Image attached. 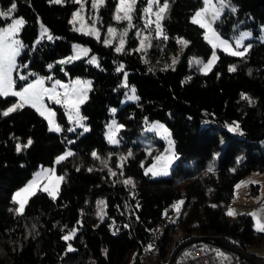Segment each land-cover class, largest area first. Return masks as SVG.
<instances>
[{
    "label": "trees",
    "instance_id": "trees-1",
    "mask_svg": "<svg viewBox=\"0 0 264 264\" xmlns=\"http://www.w3.org/2000/svg\"><path fill=\"white\" fill-rule=\"evenodd\" d=\"M228 1L237 11L227 10L215 23L220 34L228 36L239 26L252 28L256 38L245 57L219 53L211 71L201 74L188 61L192 54L207 57L210 53L203 29L190 19L202 0H169L171 6L162 21L168 39L154 41L157 45L151 50L150 61H144L141 52L128 49L135 37L117 53L113 45L105 46L73 30L70 21L79 6L74 0L61 4L15 0L12 16L25 20L18 64L27 79L16 80L18 85L36 76L63 80L86 77L91 80V89L81 105L88 126L83 133L79 129L51 132L44 118L29 106L0 116V264H142L150 252L156 264H167L177 227L183 238L175 248L197 236L221 237L264 264V257L249 252L250 247L264 244V233L253 229L251 216L241 214L231 221L226 214L235 184L248 173L264 169V43L258 40L264 25V0ZM12 2L0 0V11H7ZM143 3L145 0H138L134 21ZM115 4L116 0H105L100 13L109 17ZM9 21L0 18V27ZM39 21L53 39L38 40ZM179 38L188 44L177 64L171 68L153 65L154 56L161 55V50L174 51ZM73 42L88 44L97 64L86 58L59 63L70 53ZM230 63H235L233 72L228 71ZM120 65L124 67L117 72ZM124 73L138 99L117 109L115 118L123 128L120 146L113 147L108 145L104 130L110 109L118 107L124 95ZM242 93L255 103L241 99ZM14 100L0 97V111ZM149 120L164 122L174 141L179 159L168 176L152 178L143 172L141 163L151 161L152 156L135 139ZM233 122L238 123L240 134L225 128ZM29 139L32 144L24 148ZM17 144L21 145L19 152ZM157 144V149L163 145L159 140ZM66 147L73 155L57 165L64 179L55 199L38 190L28 199L23 214H17L12 193L39 166L52 165ZM217 150L221 152L216 159ZM93 151L100 159L93 158ZM121 152L127 157L123 174L111 176L108 165L118 168ZM101 161H106V166ZM120 177L131 178L135 187L125 185ZM100 197L105 200L106 219L96 222L94 212ZM181 197V214L168 222L171 204ZM158 226L163 227L159 237ZM75 227V234L65 241L63 237ZM69 245L73 251L68 250Z\"/></svg>",
    "mask_w": 264,
    "mask_h": 264
},
{
    "label": "rangeland",
    "instance_id": "rangeland-1",
    "mask_svg": "<svg viewBox=\"0 0 264 264\" xmlns=\"http://www.w3.org/2000/svg\"><path fill=\"white\" fill-rule=\"evenodd\" d=\"M137 2H138V0H137ZM226 2L229 5V7L224 9V11L222 12L221 16L227 10H231L232 7H235L228 0H226ZM81 3L83 4V7H81ZM81 3H78L79 6L74 11V13H78V16L75 19H74L73 15L71 17L72 29L73 30L75 29V31L84 34L85 32H87V31H89L91 29V27L93 26V21H97V17H99V20L95 24V27L97 29H99V34H100L99 35V39H97L95 35H88V36L98 40L99 42H101L103 44H104V40L106 38H108V39L112 40L111 45H113L114 48L119 46L120 33L124 32V30L126 28H128V21L121 20V21L117 22L114 19V15H116V7H117V4L119 3V0H116L115 8L112 11V13L109 15V17L108 16H103L104 14L100 13L101 7L99 8L98 11H97V9H94L92 7V0H81ZM141 6L142 7H141V10H140L138 18L136 19V21L132 20V24L134 26L132 28L128 29L127 35L124 38L125 39L124 49L127 46V43H129L135 37L136 42L133 43V44L128 45V49L129 50H135V51H136V49H140L138 52L142 53L143 60L144 61H150L152 59V54H154L153 52H151V50L155 47V45H157V43H155L154 41L159 39V38H154L155 37V24L154 23L151 24L149 28H145L144 27L145 20L149 18V17H146L145 14L142 11L143 8L147 6V0H145V3H143ZM201 7H203V2H202V5L200 7H198L193 12V14L191 15L190 19L192 18L194 13L198 9H200ZM153 10L155 11V6H154ZM120 15H123V13H121ZM133 16H134V14H133ZM13 18H23V17L22 16H13ZM150 19L152 21H155V16H151ZM217 21H215L213 23V25H212L213 29H215V31L221 37V39L229 41V43L232 44L233 49H235V39L239 37L241 32H249L251 35L249 37L245 38L242 41V47L240 49H236V50H241L242 51L243 50V46H247L248 44H251L252 43L251 40L256 38V36L254 35V33L252 31V28H240L239 26H235L233 32L229 33L228 36H222L220 34V32L217 30V28L215 27V23ZM10 22H11V20L8 23H10ZM7 24L2 26V27L7 26ZM41 25H43L44 28L48 29L41 21H39V23H38V40H40L43 37L48 38V35H50L49 30H48V32L46 34H42ZM109 27L115 28L117 30L116 34H115V38H112V37L108 36V28ZM22 28H21V30H22ZM21 30H20L19 35L17 37L20 40H21V37H20ZM138 33H139V35H138ZM145 37L149 38L148 41H145V45H147L149 43V41H150L151 46H148V47H142L141 46V41L144 40ZM203 37H204L205 42L210 47V53L208 54L207 57H203V56L198 55V54H192L190 56V58H189V61H188L189 66L193 67L195 71H197V72H199L201 74H204V72L201 71V69L203 67V64L207 63L208 60L210 58H212V54H213L212 45L205 39V29H203ZM181 39L186 41L184 38H179L178 40H181ZM258 40L260 42L264 43V25L260 26ZM74 46H79V47L74 48ZM80 48L89 49L87 55H84L83 53H80V51H79ZM184 48H185V46L183 44L178 43V45H177V47H176V49L174 51L164 52V50H161V55L158 54V55L154 56V58L156 57V60L154 59L153 65L160 66V67L162 66V67H165V68L174 67L177 64V62L179 61ZM215 51H216V56L218 57V59L220 57L219 53H223V54L231 56V57L241 58V57H238V56L229 55L227 52L223 51L222 48H219V47ZM20 54H21V51H20ZM75 55H79L78 59L86 58L88 62H90L91 57L95 56L96 57V61H97V56H96V54L91 52L90 46L88 44L81 43V42H73L71 44L70 53L68 55H66L65 57H62L61 61L62 60H67L69 57H72V56H75ZM18 58H19V56L16 58L17 67L12 73V78L15 80L14 89L16 91H19L20 89L25 87L28 83H31L34 80H36L37 77L45 78L44 79V87L48 88V89H51L57 80L60 81L61 84L68 85V86H72V82L73 81L81 80V81H89L90 82V85L88 86V90H87V97H88L89 90L91 89V80L89 78H86V77H75V78H70V79L63 80V79H58V78L47 79L49 76H36V77H34L32 79H29L26 82H22L20 85H18V82L16 80H18V81L21 80L19 78L20 75L25 76V73L22 70V66H19V64H18ZM78 59L70 60L67 63H71V62H73L75 60H78ZM174 59L176 60L175 64H173V60ZM218 59L215 61L214 65L216 64ZM197 60L201 61V63L197 64L196 63ZM91 64H93V63H91ZM96 64H97V62L95 64H93V65H96ZM230 65H235V63L228 64V67H227L228 69H229ZM125 82L127 84L125 75H123L122 84L124 85ZM133 88L134 87L132 85H128L127 84V87H125V92H124V95H123V97H122V99L120 101L119 106L118 107H112L110 109V114L111 115H110V117H109V119H108V121H107V123L105 125V130H104V137H105L108 145H110V146L117 147V146H120V144H121L120 130L123 127L120 128L119 131L117 132V137L116 138L119 141L117 144H110L108 142L107 133L109 132V126L113 124V121H115L116 125H122L115 118V113H116L117 109L119 107L125 105L126 103L137 102L138 96L136 95L135 92L134 93L132 92ZM56 91L61 93V96L59 97V99L61 100V103H56L55 100H50V99H48L47 96L44 97V105L46 107L50 108L53 113H55V116H54L55 124L59 125L60 129H61V131H59V132H56V131H51V132L61 133L63 131H69V129H73V131L75 129H79L82 133L86 132V131H84V128L86 127L88 129V126L85 123V120L83 119L80 122L83 125V127L78 125L76 123V121H75V115H76L75 111L71 110L68 105L63 103V99H64L63 93H64L65 89L61 88V87H59L57 85L56 86ZM133 95L136 97V99H131L130 98ZM11 97H13V96H11ZM14 98H15V100L13 101V103H16L18 98L17 97H14ZM11 105H9L8 107H10ZM81 105L79 106V114H80L81 117H83L82 114H81ZM112 109H115V112H113ZM70 112H71V115L74 117V119L71 120V121L69 120V113ZM38 115L41 116L39 113H38ZM41 117L44 118L43 116H41ZM45 121L47 123V127H48V130H49L48 121L47 120H45ZM154 124H163L169 130L167 125L164 122L160 121V120H149V121H146L143 124V127L141 129V134L138 135V137L135 139V141H139L140 143H142L143 144L142 146H143L146 154L149 155V156H152L151 161H148V162H145V163L142 162L143 163V172L145 173V170L147 168H150L153 165V163L155 162V157L160 156L161 154H164V155L168 156V158L171 160V164H170V166L167 169L168 175H170L171 168H172L173 164L175 162H177V160L179 159V156L176 154V152L174 150V146L172 147V151L171 152L166 151L167 149H169L168 141L166 139H164L162 137V135H158L157 134V130L152 129V125H154ZM236 124H238V123L236 122ZM229 126L235 127V124L234 123L227 124L225 126V128L228 131H229ZM239 129H240V127H239ZM229 132L232 133V134H240V130H239V132H231V131H229ZM157 140H159V141H161L163 143V145H162V147L160 149H157L159 147V145L157 144ZM222 145H223V141H222ZM69 151L72 152V150L69 147H66L60 154H58L55 157L52 165L39 166L34 171L32 176L20 188H18L17 190H15L12 193V195H11L12 201H13V196L17 192H19L21 189H24L29 184V182L33 181L34 179L37 180V184H38V187L35 189V192H37L38 190L47 192L48 194H49V192H52L56 196L58 191H59V189H60V186H61V184L63 182V180L60 181L59 185H58V188H57L56 178L57 177H63V176H62V174L58 173V171H57V165L61 161L59 163H57L56 160H57V157H59L61 155H64L66 152H69ZM131 151H132V149L129 147L128 148V154ZM220 152H221V150H217L216 152H214V158L217 159L219 154H220ZM173 153L175 154V158L174 159H173ZM122 156L125 157L126 153L121 152L118 155L117 166L123 164V161H121V159H120V157H122ZM142 163H141V165H142ZM157 166L159 167V163L158 162H157ZM108 167H109V169H111L112 172H115L116 175L122 173V169H121L122 167L115 168L114 166H110V165H108ZM45 169H54V172L46 173L44 171ZM109 169H108V172H109ZM37 173L40 174L39 177H37ZM148 175L150 177H152V178L168 176V175L153 176L151 174V172H149ZM111 176H113V175H111ZM120 178H121L122 181H124L128 177H120ZM241 181H255V183H248L246 186L242 185L239 189H237L236 185L238 183H240ZM45 188H47L48 190L45 191L44 190ZM23 195L24 194H22L21 198L23 197ZM181 200L184 201L183 197L177 199L176 201H174L171 204L170 211L167 214L168 215L167 216V221L168 222L175 221L177 219V217L181 214L182 209H183V204L180 206L179 215H177V212H176V210L173 207V205H175L176 202L181 201ZM98 201H104V204L103 205H99V207H98V203H96L95 212H94L95 216H96V222L104 221L106 219V210H105L106 204H105V200H104L103 197H100V198L97 199L96 202H98ZM14 204H15V209H16L19 205L17 203H15V202H14ZM229 208L234 209L235 213H236L234 216L227 215L230 218L231 221L234 220L238 215L247 214V215L251 216L252 222H253L252 223L253 229L256 231V220L254 219V217L252 215H250V213L255 212L257 214V217L259 219H261V221H264V169L262 171H253V172L248 173L247 175L242 177L235 184L233 196H232L230 202L227 205L226 213L228 212ZM73 230H75V232H76L77 228L75 227L70 232L66 233V235L72 233ZM162 233H163V227L162 226H158L156 228V235L159 237V236H161ZM215 250L217 252H219V253H222V254H225V255L227 254V252H225L224 250H222V249H220L218 247H216ZM256 252L261 254V255H264V244H262L261 246L256 247ZM133 259H134L133 256H131L130 257V262H132ZM142 264H156L153 252L146 253L144 255V258L142 260Z\"/></svg>",
    "mask_w": 264,
    "mask_h": 264
},
{
    "label": "snow or ice",
    "instance_id": "snow-or-ice-1",
    "mask_svg": "<svg viewBox=\"0 0 264 264\" xmlns=\"http://www.w3.org/2000/svg\"><path fill=\"white\" fill-rule=\"evenodd\" d=\"M52 4H61L63 3V0H49ZM76 3H81V0H74ZM203 7L198 9L194 15L191 18V22L193 24H198L202 29H205V39L212 45L213 48V54L212 58L208 60L207 63L203 64V67L201 71L204 72V74H207V72L211 71L215 61L218 59L216 56V49L222 48L223 51L227 52L229 55L232 56H238V57H245L246 54L251 49L252 45L248 44L247 46H243V50H236L240 49L242 47V41L249 37L251 34L249 32H241L239 37L235 39V49H233L232 44L229 43V41L221 39V37L217 34L215 29H213L212 25L215 21L219 20L221 18V14L224 11L225 8L229 7L226 0H202ZM105 3V0H92V7L94 9L99 10L100 7H102ZM137 0H119V3L116 7V15H114V19L119 22L121 20L128 21V28L124 30V32L120 33L119 36V46L115 48V51L117 53L123 52L124 44H125V36L127 35L128 29L132 28L134 25L132 24L133 20V13L136 9ZM155 6V11L153 10ZM170 3L169 0H163V3H160V0H147V6L143 8V13L146 17H149L145 20V28H149L151 24H155V37L154 38H163L165 40L168 39L167 35L164 33L163 27H162V21L166 18V14L168 10L170 9ZM16 3L15 0H13L11 6L8 8L7 11H0V18L4 19H10L11 22L7 24L5 27H0V97H8L13 96L17 97V102L13 103L10 107L7 109L0 111V116L7 117L10 114L17 112L19 110H22L25 106H29L34 108L41 116L44 117L45 120L48 121L49 125V131H61L60 126L55 124L54 116L55 113L51 111L50 108L46 107L44 105V97L47 96L50 100H55L56 103H61V100L59 97L61 96V93L56 91V86L58 85L61 88H64L65 91L63 93V103L68 105L71 110L75 111V121L78 125L83 127V125L80 123L81 120L85 119L84 117H81L79 114V106L84 103V101L87 99V90L88 86L90 85L89 81H81L76 80L72 82V86L61 84L60 81H56L55 84L51 89L44 87V79L41 77H37L36 80H34L31 83H28L25 87L20 89L19 91H16L14 89L15 80L12 78V73L17 67L16 58L20 55L21 49L24 47L23 43L20 39H18L19 32L21 28L24 26L25 21L23 18H13L12 14L16 10ZM81 7H83V4L81 3ZM231 11L235 13L237 9L235 7L231 8ZM123 13V15H120ZM78 16V13H73L74 19ZM151 16H155V21H152L150 19ZM99 20V17H97V21ZM97 21H93V26L91 29L87 32H85V35H95L97 39H99V29L95 27V24ZM72 23V21H70ZM42 28V34H46L48 32V29L44 28L43 25H41ZM75 30V29H74ZM116 29L109 27L108 28V36L115 38ZM139 35V33H138ZM48 39L51 40L53 37L51 35H48ZM149 38L145 37L144 40L141 41L142 47H148L151 46L150 41L147 45H145V41H148ZM178 43L183 44L185 47L187 46L188 42L184 40H178ZM112 40L106 38L104 40L105 46L111 45ZM79 46H74V48H77ZM140 49H136V51H139ZM80 53H83L84 55H87L89 49L86 48H80ZM79 55H75L72 57H69L67 60L59 61V63L64 64L67 63L70 60L78 59ZM96 57L93 56L90 59V63L95 64ZM176 63V60H173V64ZM197 64H200L201 61L197 60ZM24 67H27L26 65ZM52 66L49 65V68ZM123 65H120L117 68V72H121L123 69ZM235 65H230L228 71L233 72L235 71ZM125 78L127 77V73L124 74ZM21 80H26L27 77L20 75L19 77ZM47 79H51V77H48ZM125 87H127V84L125 82ZM132 92H135V89H132ZM131 99H136V97L133 95L130 97ZM241 99L247 100L249 104L255 103L252 99H250L246 94H241ZM113 112H115V109H112ZM74 117L71 115V112L69 113V120H73ZM235 124V127L229 126V131L231 132H239V125L236 124V122H233ZM123 125H116L115 121H113V124L109 126V132L107 133V139L110 144H117L119 141L116 138L117 132L120 128H122ZM152 129L157 130L158 135H162L164 139L168 141L169 149L166 151L171 152L172 147L174 146V141L171 139V133L169 130L163 125V124H154L152 125ZM69 131H73V129H69ZM84 131H88V129L85 127ZM32 144V140L29 139L28 143L23 145L24 148L30 146ZM17 152L21 151V145L17 144L16 146ZM72 152H66L64 155H61L57 157L56 162L59 163L60 161L65 160L68 156H72ZM131 156V152L128 154ZM92 156L94 159H100L98 154L93 151ZM175 158V154L173 153V159ZM121 161H125L127 157H120ZM102 163H105L106 161H101ZM157 162L159 163V167L157 166ZM171 164V160L168 158V156L161 154L160 156L155 157V162L150 168H147L145 170V175H148L149 172L153 176L157 175H168V167ZM143 167V163L141 165ZM118 167H122V165H118ZM79 170V169H77ZM212 166L210 165L208 168V171H212ZM46 173L48 172H54V169H45ZM89 171H92V169H89ZM109 172L111 175L115 176L116 173L112 172L111 169H109ZM123 174V173H121ZM39 173H37V177H39ZM63 177H57V188L59 185V182L62 181ZM125 185H131L135 187L134 182L131 178H127L123 181ZM248 183H255V181H241L236 185V188L239 189L242 185L246 186ZM38 187L37 180L34 179L33 181H30L29 184L24 188L21 189L19 192H17L13 196V201L17 203L19 206L15 209L17 214H23L25 205L28 202V199L31 195H35V189ZM45 191L48 189L45 188ZM23 197L21 198V196ZM49 195L52 196L53 199H55V195L52 192H49ZM98 207L99 205H103L104 201H98ZM184 203V201H178L175 205H173L174 209L177 212V215H179L180 212V206ZM212 207H216L215 205H212ZM99 214V213H98ZM229 216H234L235 210L232 208L228 209V212L226 213ZM256 220V231L264 233V221H261L257 217V214L255 212L250 213ZM102 218V217H101ZM75 234V230H73L72 233L66 235L63 237L65 241L71 239V237ZM149 249H151V245H149ZM69 251H73L71 245L68 247ZM218 256H223L222 253L217 252ZM224 259H227V257H224Z\"/></svg>",
    "mask_w": 264,
    "mask_h": 264
},
{
    "label": "built area",
    "instance_id": "built-area-1",
    "mask_svg": "<svg viewBox=\"0 0 264 264\" xmlns=\"http://www.w3.org/2000/svg\"><path fill=\"white\" fill-rule=\"evenodd\" d=\"M182 238L183 232L177 227L172 234L171 252ZM215 248L210 241L193 243L177 253L173 264H221Z\"/></svg>",
    "mask_w": 264,
    "mask_h": 264
},
{
    "label": "water",
    "instance_id": "water-1",
    "mask_svg": "<svg viewBox=\"0 0 264 264\" xmlns=\"http://www.w3.org/2000/svg\"><path fill=\"white\" fill-rule=\"evenodd\" d=\"M210 241L212 243L215 244L216 247L229 251L231 253H233L234 255H236V257L238 258L239 262L242 261H246L249 264H258L253 257H251L248 254L243 253L242 251H240L239 249H237L234 245L230 244L228 241H225L224 239H222L221 237H205V236H197L194 237L190 240H187L183 243H181L179 246H177L169 255L167 264H173L174 259L177 255V253L190 246L193 243H198V242H207Z\"/></svg>",
    "mask_w": 264,
    "mask_h": 264
},
{
    "label": "crops",
    "instance_id": "crops-1",
    "mask_svg": "<svg viewBox=\"0 0 264 264\" xmlns=\"http://www.w3.org/2000/svg\"><path fill=\"white\" fill-rule=\"evenodd\" d=\"M224 251L227 252L226 255L223 254V256H218L221 264H240L236 255L234 256L233 253L226 251V250H224ZM249 252L254 254L255 256H258V257H264V255H261V254L256 252V247H250ZM216 254H217V251H216ZM224 257H227V259H224Z\"/></svg>",
    "mask_w": 264,
    "mask_h": 264
}]
</instances>
